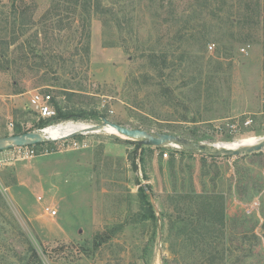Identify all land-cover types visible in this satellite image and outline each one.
Here are the masks:
<instances>
[{
    "label": "rangeland",
    "instance_id": "rangeland-1",
    "mask_svg": "<svg viewBox=\"0 0 264 264\" xmlns=\"http://www.w3.org/2000/svg\"><path fill=\"white\" fill-rule=\"evenodd\" d=\"M36 91L70 114L44 128L60 136L108 118L212 148L257 142L264 0H0V137L51 123ZM50 140L27 158L1 151L0 264H264V149L138 153L110 127ZM201 193L226 199L212 246Z\"/></svg>",
    "mask_w": 264,
    "mask_h": 264
},
{
    "label": "water",
    "instance_id": "water-1",
    "mask_svg": "<svg viewBox=\"0 0 264 264\" xmlns=\"http://www.w3.org/2000/svg\"><path fill=\"white\" fill-rule=\"evenodd\" d=\"M107 126L115 128L120 134H123L130 140L137 142V152L139 153L144 146L163 147L167 145H175L176 147L186 148L193 153H201L205 155H211L214 157L220 156H240L249 153L258 152L264 149V138H260L257 142L252 144H246L237 148L227 147H214L204 143L197 144L194 141L180 136L175 133L169 132H153L142 128H131L122 124L111 121L108 118L103 119L101 124H93L82 130H76L71 133L62 135L58 139H68L79 135H83L90 132L102 131ZM44 129L38 131H26L23 133H17L8 136L0 137V152L12 149L15 147L33 146L50 140L45 133Z\"/></svg>",
    "mask_w": 264,
    "mask_h": 264
},
{
    "label": "trees",
    "instance_id": "trees-1",
    "mask_svg": "<svg viewBox=\"0 0 264 264\" xmlns=\"http://www.w3.org/2000/svg\"><path fill=\"white\" fill-rule=\"evenodd\" d=\"M15 9L17 10V7L16 6H15ZM7 21H8V18H7ZM89 50H90V31L88 32V52H89ZM55 108L57 110V117L54 118V119H44L45 120L44 121L45 123L46 122H51V123H49L47 125H43L41 128H45L46 126L52 125V124L55 123V121L57 119H59V118H67L70 115V114H64V115H62V113H61L62 110L58 106V104H55ZM58 113H59V115H58ZM186 118L187 117L185 116L184 120ZM20 132H21V130H17L16 133H20ZM81 136L82 135H79V136H76V137H73V138H80ZM50 141L51 140H46L43 143L36 144V145H33V146H35V147L43 146V145L47 144ZM130 141H134V140H130ZM134 142L137 144L136 141H134ZM140 191L147 198V194L145 193L143 187H140ZM191 196L194 197V198H196L199 201L200 206L202 207V210L204 211L203 215L196 214V218H198V220L202 223V226L200 227V229L201 230L203 229L205 231L204 232H201V233H199V231H198L196 233H199L198 235L200 237H203V240H201V241H203L202 244L204 246H206V245L212 246V242L215 239V237L213 236L214 234H212V231L211 230H213V229H223L225 227V220H226V214H225L226 199H225L224 195H222V194H218L215 197L212 196L211 194H207V193L194 194V195H191ZM147 201L149 202V200H147ZM214 201H216L218 204L220 203V209L217 208L218 215H220V220H218V226H220V227H218V228H214L217 225V220L215 218H213V215H212V212L215 209V207H214ZM152 210H153V208H152ZM191 217H194V215H191ZM219 222H220V224H219ZM192 224H194V223H191V222L188 223V225H192ZM203 224H204V226H203ZM196 229L199 230V227H196ZM204 237L207 239V241H204Z\"/></svg>",
    "mask_w": 264,
    "mask_h": 264
},
{
    "label": "built area",
    "instance_id": "built-area-1",
    "mask_svg": "<svg viewBox=\"0 0 264 264\" xmlns=\"http://www.w3.org/2000/svg\"><path fill=\"white\" fill-rule=\"evenodd\" d=\"M210 47L213 48V46H210ZM242 51H245V48H243ZM30 107L34 109L36 112H38L40 118L54 119L57 117V110L54 106L52 96L49 93H43L39 91L34 92L30 98ZM262 113L264 114V110ZM236 121H239V120H236ZM239 122H236L230 125L231 132L236 131V128L238 127L237 124H239ZM253 122H254V119L250 116L246 119V121L244 122V125H251ZM75 145H78V143L75 142ZM35 149H36L35 146L18 147L17 152H18L19 157L27 158V157L35 155L36 153ZM1 153L2 152H0V167L4 165L6 161L10 160V157L3 156L1 155ZM47 211L52 216H55L58 213L57 209H52L51 207H47Z\"/></svg>",
    "mask_w": 264,
    "mask_h": 264
},
{
    "label": "bare ground",
    "instance_id": "bare-ground-1",
    "mask_svg": "<svg viewBox=\"0 0 264 264\" xmlns=\"http://www.w3.org/2000/svg\"><path fill=\"white\" fill-rule=\"evenodd\" d=\"M70 123H72V122H70ZM77 125V124H76ZM93 125V124H92ZM91 126V125H90ZM74 127V126H73ZM87 127H89V126H87ZM87 127H85V128H87ZM107 127H110V128H112V129H114L117 133H119L115 128H113V127H111V126H107ZM61 128V127H60ZM56 129V128H55ZM82 129H84V128H82ZM82 129H78V130H82ZM69 131V130H68ZM74 131H76V130H74ZM43 132L45 133V135L49 138V139H53L54 140V138H60L61 136L59 135V133L57 132V131H55V130H53V129H51V128H49L47 131H45V130H43ZM47 132L49 133V135H47ZM61 132V131H60ZM65 132V131H64ZM73 132V131H72ZM69 133H71V132H69ZM68 134V133H67ZM120 134V133H119ZM64 135H65V133H64ZM121 135H123V134H121ZM60 136V137H59ZM124 136V135H123ZM126 137V136H125ZM127 138V137H126ZM255 143V142H254ZM250 144H252V143H250ZM244 145H246V144H244ZM241 146H243V145H241ZM216 147H219V146H216ZM237 147H240V146H227V148H237ZM221 148V147H220Z\"/></svg>",
    "mask_w": 264,
    "mask_h": 264
}]
</instances>
